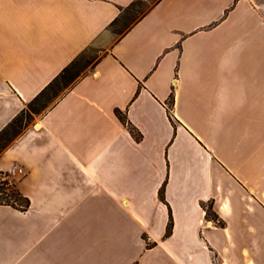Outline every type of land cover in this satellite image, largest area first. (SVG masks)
Wrapping results in <instances>:
<instances>
[{
    "label": "crops",
    "instance_id": "0c3cea01",
    "mask_svg": "<svg viewBox=\"0 0 264 264\" xmlns=\"http://www.w3.org/2000/svg\"><path fill=\"white\" fill-rule=\"evenodd\" d=\"M85 54L0 155V264H264V0H0V132Z\"/></svg>",
    "mask_w": 264,
    "mask_h": 264
},
{
    "label": "trees",
    "instance_id": "16d2710c",
    "mask_svg": "<svg viewBox=\"0 0 264 264\" xmlns=\"http://www.w3.org/2000/svg\"><path fill=\"white\" fill-rule=\"evenodd\" d=\"M141 2H135L130 8L129 11L136 10ZM117 22V21H116ZM115 24V23H114ZM84 56V55H83ZM81 56L75 60L70 66H68L46 89H44L31 103L39 101L44 97L50 90L56 88L58 82L62 79L64 80V85H70L69 81L72 75L75 73L77 66L79 65ZM174 96L172 94L171 100L173 101ZM26 109H24L16 118H14L1 132H0V155L25 131L29 124H25V114ZM116 114L118 117L126 124L132 135L137 141H141L143 138L142 132L135 127L132 122L129 120L128 116L121 110H117ZM4 171H0L3 173ZM7 184L4 182L0 184V204L9 205L20 210H27L30 207V200L25 197L17 188V185L11 190V193H7ZM160 197L163 201L166 200L165 197V185L160 191ZM204 208L207 210L208 217H213L216 220H219L218 223L223 226L225 223L223 220L219 219L218 216L212 215V204H204ZM173 231V218L171 216L166 237L170 236ZM148 246H151L149 244Z\"/></svg>",
    "mask_w": 264,
    "mask_h": 264
},
{
    "label": "rangeland",
    "instance_id": "374dc122",
    "mask_svg": "<svg viewBox=\"0 0 264 264\" xmlns=\"http://www.w3.org/2000/svg\"><path fill=\"white\" fill-rule=\"evenodd\" d=\"M150 1L152 0H146V7L147 5H150ZM91 54H85L77 66V69L75 70V73L72 75L69 81L70 85L77 80L82 74L86 72V69L89 67L90 63L92 62V57L90 58ZM64 80H60L55 86L56 88H53L50 90L44 97H42L39 101L28 103L26 105V112L24 114L25 116V124H34L39 121L41 115L48 110L67 90L70 88V85H64ZM212 215H214L212 213Z\"/></svg>",
    "mask_w": 264,
    "mask_h": 264
},
{
    "label": "built area",
    "instance_id": "2783aa9c",
    "mask_svg": "<svg viewBox=\"0 0 264 264\" xmlns=\"http://www.w3.org/2000/svg\"><path fill=\"white\" fill-rule=\"evenodd\" d=\"M26 175V169L18 164H14L9 170L0 173V184L8 182L7 193H11V190L17 185V181Z\"/></svg>",
    "mask_w": 264,
    "mask_h": 264
}]
</instances>
